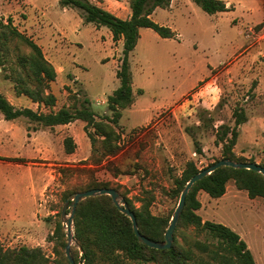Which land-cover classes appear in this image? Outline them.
<instances>
[{
	"label": "rangeland",
	"instance_id": "obj_1",
	"mask_svg": "<svg viewBox=\"0 0 264 264\" xmlns=\"http://www.w3.org/2000/svg\"><path fill=\"white\" fill-rule=\"evenodd\" d=\"M91 1L123 18L131 13V0ZM223 1H230L233 8L227 6L222 15L206 12L193 0L157 8L152 18L175 31L172 38L141 28L130 56L134 102L123 110L120 152L110 158L122 172L118 176L106 168L107 162L93 163L86 122L35 130L28 118L6 120L0 112V239L6 248L40 247L49 263L57 264L61 254L55 228L63 221L66 191L89 178L84 167L95 168L98 179L120 185L121 194L136 206L153 195L152 212L172 216L180 199L172 196L174 179L189 161L202 170L224 159L232 137L229 133L225 138L224 131L235 128L237 109L245 110L247 120L238 127L233 151L246 162L264 166V41L248 40L243 34L247 26L264 20V0ZM252 8L257 13L249 15ZM10 17L56 68L57 79L51 84L57 96L54 110L79 106L88 98L98 114L111 115L107 99L120 85L123 39L110 41L108 27L85 23L80 10L65 8L60 0H0V18ZM210 64L215 66L211 72ZM4 75L0 65V91L16 107L50 111L17 96L14 82ZM68 135L79 143L76 155L65 150ZM198 146L202 154L197 153ZM198 198L202 207L197 212L203 220L234 229L256 263L264 264V198H251L234 181L220 198L205 191ZM188 231L206 238L193 228ZM72 249L78 254L75 239L74 256ZM80 251L77 263L82 261Z\"/></svg>",
	"mask_w": 264,
	"mask_h": 264
},
{
	"label": "trees",
	"instance_id": "obj_2",
	"mask_svg": "<svg viewBox=\"0 0 264 264\" xmlns=\"http://www.w3.org/2000/svg\"><path fill=\"white\" fill-rule=\"evenodd\" d=\"M193 1L210 14L228 10L223 0ZM171 2L131 0V15L125 19L91 0H60L63 7L80 10L85 23H94L97 28L108 27L114 41L124 40L123 59L117 71L120 85L107 99L111 115L98 114L88 98L79 106H62L54 110L57 96L51 91V83L57 79L55 66L35 40L13 24L11 17L7 21L0 18V65L5 78L14 82L17 96L24 95L50 109L49 112H40L30 107H16L0 91V112L4 118H28L35 123V130L82 120L86 122L84 129L91 141L93 163L102 165L107 162L106 168L115 176L120 175L122 172L110 158L120 152L121 132L118 128L123 110L134 102L130 56L138 44L141 28H152L164 38L177 35L170 27L152 18L157 8L169 7ZM7 64L10 68H7ZM234 116L235 128L224 131L225 138L229 133L232 137L225 145L223 155L224 158L246 162V159L238 157L233 151L239 137L238 127L247 120L246 112L237 109ZM221 139L224 140L223 137ZM64 146L67 153H73L77 144L73 137L67 136ZM197 153H203L199 146ZM85 168L82 170L89 173L88 180L67 190L65 200L74 192L92 188L120 190V185L114 186L109 181L98 179L95 168ZM199 172L196 163L189 161L182 175L174 179L176 189L172 196L180 197L189 180ZM230 181H234L237 188L248 191L251 198H264L263 174L244 168L220 167L193 185L175 231L173 246L169 249L151 248L141 243L133 229L132 220L120 211L110 195H97L82 200L74 217V236L79 249L78 254H74L72 249L75 260L79 261L81 248L83 264H257L254 254L238 232L223 223L203 220L197 212L202 207L198 198L200 191H205L213 198H220L225 195ZM125 199L137 216L141 233L153 240H164L172 216H158L152 212L155 197L146 196L140 206H136L126 196ZM190 228L203 233L205 240L189 233ZM54 236L57 252L61 254L57 264H71L66 254L67 232L63 221L57 223ZM0 264L50 263L40 247L6 248L0 239Z\"/></svg>",
	"mask_w": 264,
	"mask_h": 264
},
{
	"label": "water",
	"instance_id": "obj_3",
	"mask_svg": "<svg viewBox=\"0 0 264 264\" xmlns=\"http://www.w3.org/2000/svg\"><path fill=\"white\" fill-rule=\"evenodd\" d=\"M222 166H230L233 168H244L249 170H254L256 172H259L264 175V166L256 163V162H243V161H234L229 158H224L216 163L210 165L209 167H206L202 170H200L199 173L194 175L189 182L186 184L185 188L183 189L179 203L172 215V218L170 220L169 226L165 232V239L161 241L153 240L150 237L144 235L141 233L139 229V224L137 220V216L134 211L130 208L127 200L122 196L121 192L118 189L115 188H92L85 191H77L69 195V197L65 200L64 206L62 208L61 216L63 219V222L66 224L67 227V236H68V244L66 245V254L71 262V264H82V261L77 263L74 256L71 253V241L75 239L74 236V217L77 211L78 204L92 196L97 195H110L113 198L114 203L118 206L121 212H123L126 216H128L133 223V229L136 233V236L138 237L139 241L143 243L144 245H147L151 248L156 249H169L173 246L174 243V235L177 228V225L179 223V220L181 218V215L183 213V210L186 205L187 196L192 189L193 185L198 182L199 180H202L207 175L211 174L215 170L219 169ZM70 214H69V212ZM82 250V249H81ZM82 258V257H81Z\"/></svg>",
	"mask_w": 264,
	"mask_h": 264
},
{
	"label": "crops",
	"instance_id": "obj_4",
	"mask_svg": "<svg viewBox=\"0 0 264 264\" xmlns=\"http://www.w3.org/2000/svg\"><path fill=\"white\" fill-rule=\"evenodd\" d=\"M174 1L175 0H172V2H171V5H170V7L172 6V4L174 3ZM226 3H227V6H229V8L231 9V8H233V4L230 2V1H226ZM68 9H71V8H68ZM108 9V8H107ZM108 10H110V11H112L111 9H108ZM113 12V11H112ZM113 13H115V12H113ZM224 13H226V11H223V12H218V13H215V15H222V14H224ZM250 13V14H249ZM249 15H254V14H256L257 13V9L255 8H252V10L251 11H249ZM116 14V13H115ZM116 15H118V14H116ZM130 15H131V13L126 17V18H129L130 17ZM119 17H121L120 15H118ZM123 18V17H122ZM125 18V19H126ZM236 19H239V17L238 18H236ZM235 19V20H236ZM249 24V23H248ZM107 31V30H106ZM109 40L110 41H114V39H113V34H112V32L110 33V31H109ZM121 43L123 42V40L121 39V40H119ZM210 66H211V68L212 69H210V72H211V70H214L215 69V66H213V65H211L210 64ZM198 80V79H197ZM197 80L195 81V82H197ZM194 82V83H195ZM52 84V83H51ZM194 85V84H193ZM52 91V90H51ZM19 97H21V96H19ZM33 102V101H32ZM33 104H38V103H33ZM31 108V107H30ZM72 123V122H71ZM70 124V123H69ZM65 126H67L68 124H64ZM57 126H62V125H57ZM68 136H71V137H73L72 135H68ZM88 136V135H87ZM67 137V136H66ZM65 137V138H66ZM75 137H73V139H74ZM84 138H85V136H84ZM89 138V137H88ZM74 141H75V143L77 144V147H76V150L78 149V141H76L75 139H74ZM87 145L90 147V145L87 143ZM80 148V147H79ZM75 150V151H76ZM78 151V150H77ZM68 154H70V155H76L77 153L76 152H73V153H68Z\"/></svg>",
	"mask_w": 264,
	"mask_h": 264
},
{
	"label": "built area",
	"instance_id": "obj_5",
	"mask_svg": "<svg viewBox=\"0 0 264 264\" xmlns=\"http://www.w3.org/2000/svg\"><path fill=\"white\" fill-rule=\"evenodd\" d=\"M244 37L248 40L264 41V20L255 25H249L245 28Z\"/></svg>",
	"mask_w": 264,
	"mask_h": 264
}]
</instances>
